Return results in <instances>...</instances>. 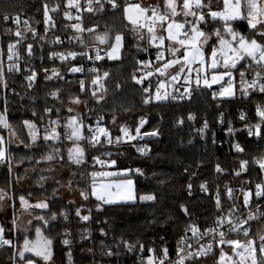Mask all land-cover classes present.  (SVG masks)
Instances as JSON below:
<instances>
[{
  "label": "trees",
  "instance_id": "1",
  "mask_svg": "<svg viewBox=\"0 0 264 264\" xmlns=\"http://www.w3.org/2000/svg\"><path fill=\"white\" fill-rule=\"evenodd\" d=\"M130 0H117L118 5H126ZM211 0L212 8L220 6L221 2ZM104 5L102 11H97L99 4L93 0V11L89 12L86 8L84 18L87 26L93 28L90 33V40H96L97 36L108 33L109 38H113L117 32L124 35V47L122 55L119 59L98 62L96 68L100 74L109 72V77L104 80L107 92L105 101H94L87 90L81 92L78 83L81 77L78 73L70 72L68 69L80 62V59L74 61L62 62L59 58H49V54L59 50L67 45H58L50 42V38H45V17L43 5L46 3L50 10V16L55 20V28L48 36L56 35L69 31V18L64 16V12L69 8L67 0H0V16L8 14L11 17L19 15L21 23L19 30L26 37L22 42L14 48V52L18 51L20 55V63L22 67L30 64L37 73V79L32 88L27 87V82L19 73H9L7 65L10 63L7 59V45L15 44L16 37L14 35L17 25L13 21L5 22L0 19V49L3 54L0 59L3 60L5 66V79L8 88L0 87V111H3V101L7 96V118L12 128L16 131L19 139L25 143H30L27 136V128L22 125L23 120L33 121L42 135V129L47 125L50 119L59 118L61 125L60 133L64 135L65 129L63 124L65 119L70 115L81 113L68 111L73 105V98L79 97L81 103L89 105L94 114L102 116L106 126L113 130L115 136L119 135L118 127L127 126L134 130L138 124L140 117H145L147 123L141 130H151L155 123L160 124V135L150 141V154L141 155L132 145H115L112 147H90L88 143L81 140L86 154V163L83 165H75L68 160L67 150L71 147L72 141L65 138L60 141L49 140L47 143L37 142L31 149L25 148L23 144H13L10 148L12 155L11 166L16 167L15 172L9 171L7 163H0V189L6 193L4 198L0 200V222L5 228L4 238H13L14 226L10 219V214L3 209L4 201L9 199L14 204V211H18L21 207L19 197L24 196L25 199L32 203L46 200L49 203L51 212L57 214L65 212L68 216L64 220L62 216L55 222L54 227L49 230L38 222L34 217L44 215L46 218L50 215L49 209H38L32 207L30 213L33 217L31 222L32 232L28 235L30 239L35 237V227L42 228L43 235L53 240L52 260L49 263L41 264H86L94 261H108L110 264H132L136 263L139 252H126L122 247L115 248V243L123 236L125 240L135 242L139 239L144 243L145 248H156V255H160L159 249L167 247L169 253L175 248V243L185 231V227L189 224H196L200 227H207L212 224L213 219L220 213L215 207V192L219 188L222 195V205L228 207L230 201H226L223 194L225 185L236 186L242 185L244 189L254 186V183L260 182L258 165L250 164L248 172L241 173L239 177L234 175V171L239 168V160L248 159L259 156L264 153V142L260 141L258 136H247L245 124H255L258 117L255 113L256 105L264 104V94H250L238 98L236 94L240 91V87L235 88L234 97H217L213 99L212 93L219 92L218 87L201 88L194 91L192 99L182 101L166 100L163 102H151L147 105L142 103L144 87L146 84H137L132 79L135 73L139 75L140 71H136L139 67L138 60L145 56V52L138 50L145 47L144 41H138L134 37L126 36L127 30L136 28L133 26L123 13L122 7L113 10L107 3V0H100ZM59 3L60 8L57 11H51L55 5ZM208 3V0H204ZM192 19V17H188ZM27 21V25H25ZM205 32H209L214 28H221L223 33L222 22L212 21L205 27L201 24ZM232 27L239 33L251 38V33L246 21L233 22ZM11 29V32L6 31ZM32 29H35L37 36L33 37ZM135 34V32H131ZM156 34L161 35L159 23L156 26ZM47 35V34H46ZM166 35V33H165ZM40 37H44L43 40ZM258 39V37H257ZM97 41H99L97 39ZM31 43L33 45V56L31 59L27 56L26 46ZM170 42L165 40V47ZM211 43H217L215 40ZM107 44V43H106ZM42 45V47H41ZM209 52L208 45H203ZM166 57L168 52L165 51ZM43 57V59H41ZM56 68L62 79L53 77L51 80L44 79L43 69H48V75H51V69ZM29 74L25 72V75ZM94 78V74L90 75ZM121 87L118 89L116 85ZM94 86L90 88V93ZM15 90L16 95L12 90ZM60 89L59 100L48 95L51 91ZM153 92V88L151 89ZM34 98V99H33ZM87 101V104L84 103ZM62 102V103H61ZM45 107L59 108V117L53 114L51 117L43 113ZM128 109V111H125ZM35 111L36 116H33ZM246 114V120L240 119V113ZM189 113L195 115V120L189 121L187 116ZM223 113V125L220 122V114ZM115 114L116 121L113 123L112 115ZM44 115L41 120L38 117ZM163 117V119H161ZM179 118H184L183 125L177 123ZM207 120L209 128L203 135L198 133V129L203 126ZM234 122L237 129L235 134L224 133V129L230 128V123ZM0 134L6 139L8 130L0 127ZM234 135V136H232ZM238 141L245 151L237 154L235 148L232 147L227 138ZM222 140L220 143L219 141ZM52 149H60V154L64 159H56L54 161H39L41 155L48 154ZM105 152H111L110 157L103 155ZM92 156L104 157L108 160H116L115 169H136L142 170V175L132 173L128 175H117L116 177L133 178L135 184L136 196L144 194H153L157 197L156 201H141L136 199L133 202L113 203L103 205L100 211L96 210L95 197L89 196L88 200H81L69 204L62 196L57 194L59 184L56 181L48 179L51 175V168L58 165L61 168L68 169L74 175L72 186L77 187L80 191H87L93 177V171H99L107 167H99L98 165L87 164ZM21 157H32L31 160L25 159L23 163H17ZM39 161V162H38ZM219 164L224 172L216 171V165ZM35 169V171L33 170ZM187 169V172L185 171ZM30 171L33 177L34 186L24 189L20 186L21 182ZM83 173V175H81ZM195 173V175H191ZM44 176L45 180L41 181L40 177ZM253 181V184L244 183L245 181ZM202 182L207 183L208 191L206 193L199 191V185ZM188 183L192 184V195L186 192ZM55 189V193L54 190ZM180 205H184L189 209L190 215H184L180 209ZM81 208V216L91 209L93 218L89 221H83L76 215L75 209ZM264 211V205L263 209ZM16 214V213H14ZM172 217V219H169ZM155 220V223L152 221ZM107 221V223H104ZM260 225L264 226V217H260ZM103 227L108 233L104 236L99 232ZM65 229L69 235L65 237ZM11 230V231H9ZM87 230V231H85ZM88 232L91 236L88 237ZM84 234L85 239H81ZM256 236L257 231L253 232ZM23 237L21 234L17 236V251L23 247ZM115 237V240L113 239ZM163 237V241L160 240ZM68 238L71 245L65 246L61 243L62 239ZM101 240L104 241L103 245ZM154 241V243H152ZM112 247L113 251H120L119 257H107L101 255L102 250ZM88 249H92L91 252ZM13 246H0V264H11V257L17 254ZM69 251L71 257L69 258ZM147 254V252H145ZM29 256V255H27ZM217 254L211 258H203V264H216ZM16 264L19 262L17 256Z\"/></svg>",
  "mask_w": 264,
  "mask_h": 264
},
{
  "label": "snow or ice",
  "instance_id": "2",
  "mask_svg": "<svg viewBox=\"0 0 264 264\" xmlns=\"http://www.w3.org/2000/svg\"><path fill=\"white\" fill-rule=\"evenodd\" d=\"M99 4L97 11H102L104 9L103 3L100 0H95ZM222 3L221 10H213L211 0L208 3H204V0H159L155 5L141 6L140 3H127L126 5H118L117 0H107L111 9L117 10L122 7L123 13L133 25H138L134 28V32L137 33V40L141 41L144 39L141 33V28H146L148 33V44L149 46H156L155 60L159 62L158 66L154 68V71H145L152 64L149 60H138L137 64L142 66L136 69L142 74L137 77L135 73L132 75V79L136 81L137 84H144L148 77H152L154 74L157 76V82L155 84V91L153 92L151 81L148 82V87H144L142 103L147 105L153 101L163 102L176 99H185L189 101L192 99L194 91L202 87L211 89L213 85L224 81L227 77V86H221L219 92H213L212 97L216 99L217 97H234L236 88V78L234 72L239 74V86L242 96H250V94H264V0H220ZM88 11H93V0H87ZM69 7L80 8L79 0H67ZM44 17L45 23H51L55 26V21L49 16V8L45 3ZM60 8V4L57 3L51 11H57ZM179 9V11H178ZM195 9V10H194ZM151 15H146L147 13ZM183 16V22L179 21V17ZM64 16L72 19L68 11L64 12ZM192 17V19H188ZM142 18L146 20V23H141ZM5 22L14 20L17 25V29L14 33L17 38L15 44L9 43L7 45V59L10 63L7 65V71L9 73H19L23 76V79L27 82V87L32 88L36 79L37 73L35 69L30 65L25 67L21 66L20 55L18 51L14 52V48L19 45L23 39L26 37L19 30V25L21 23L19 15L11 17L8 14H3L0 16ZM79 19V17H77ZM222 22L223 33L221 28H214L209 32H205L201 27L203 24L205 27L212 21ZM246 21L249 28L251 38L245 36L242 33L236 31L232 24L233 22ZM159 22V28L161 35L156 34V26ZM27 25V21L24 22ZM71 27L76 29L77 32L87 31L92 33L93 28L85 29L82 23L72 24ZM6 31L11 32V29H6ZM47 31V28L45 29ZM33 37L37 35L35 29H32ZM166 33V35H165ZM225 35L229 38L226 39ZM183 37V38H181ZM258 37V39H257ZM101 43H107L108 47L105 49L104 55L109 60L119 59V54L121 49L124 47V35L121 32H117L113 38H109L108 33L96 37ZM202 38V40H201ZM41 40L44 37H40ZM173 43H169L165 47V40ZM72 40L78 41L83 44V37L76 35L69 37V43ZM215 40L217 43H211ZM158 42V43H157ZM51 43H63L60 37L57 36L55 40ZM208 45L209 54L206 55L203 45ZM175 45V46H174ZM42 47V45H41ZM138 50L143 52H148V47L140 49L139 44L137 45ZM165 51L168 52V57L165 56ZM100 48H96L94 56L88 55L87 52L77 53L75 51L64 52H51L49 58H59L62 62H69L70 59L74 60L77 56L85 58L87 60L100 61L103 57L100 54ZM26 53L29 59L33 56V45L31 43L26 46ZM3 54V49H0V55ZM43 59V57H41ZM250 60V63H242L243 61ZM196 65V67H193ZM73 73H83L85 69L83 66L76 67L73 66L68 69ZM44 79L51 80L53 77L62 79L59 76L58 70L56 68L51 69V75H48L49 70L43 69ZM89 72L94 74V78L90 81L91 85L94 86L90 95L94 101H105V94L107 89L105 88L104 80L109 77V72L105 71L100 74L99 69L93 67L88 69ZM25 72L29 74L25 75ZM252 73L251 80H247L246 76ZM195 73V77H193ZM183 80V93H180L179 88H176L174 92H169L168 87L170 85H176ZM81 92L85 91V81L79 80ZM0 87L7 89L9 86L7 80L5 79V66L3 60L0 59ZM119 89L121 86L116 85ZM14 94L15 90H12ZM60 89H55L51 91L48 95L59 100ZM34 99V98H33ZM73 103H80L79 97H75L72 100ZM62 103V102H61ZM87 104V101H84ZM3 111H0V127L2 129L8 130V138L3 134H0V163H7L9 171H11L12 155L10 152L11 146L15 143L17 146L23 144L25 148L31 149L32 146L36 145L37 142L47 143L50 139L54 141H60V132L57 131V127L60 126V120H52L49 118L47 125L44 129L43 136L40 135L39 129L36 124L31 120H23L22 125L27 128V136L30 143H25L24 140L19 139L16 131L12 128L11 124L7 118V96L5 95L3 101ZM69 112L72 111L71 108L68 109ZM92 111V109H89ZM128 111V109H125ZM59 108H55V113L53 112V107H45L43 113L51 117L53 114L59 117ZM256 116L258 121L255 124H245V129L247 136H258L260 141L264 142V105L257 104L255 108ZM79 115V114H78ZM33 116H36L35 111H33ZM43 120L44 115L38 117ZM195 115L189 113L187 119L189 121L195 120ZM246 114L241 112L240 119L242 121L246 120ZM163 119V117H161ZM97 123L95 128L92 125H85L84 118L82 115L70 116L67 121L63 124L65 129L64 136L67 140L73 142V146L67 150L68 160L75 165H83L86 163L85 150L80 146L81 140H87L90 147L95 148L97 145L104 147L105 145H120L122 143L128 144L135 141L137 137L141 136H159L160 131L158 128L153 129L151 132H141V128L148 122L145 117H140L138 124L134 128L135 135L132 134L127 126H119L118 131L122 135H118L115 138L111 136L110 131L106 127L101 126L103 120L102 116H97ZM112 121L115 123L116 116L112 115ZM220 122L223 123V113L220 114ZM177 123L183 125L184 118H179ZM230 123V122H229ZM209 128L208 121L205 120L203 126L198 129V133L203 135L205 131ZM87 129L89 135L85 137L83 131ZM230 134L234 133V130L230 127L228 129ZM101 136L105 139L102 141ZM15 137V140L13 139ZM135 150L141 155L150 154L151 149L147 145L135 146ZM235 148L237 154H241L245 151L244 147L241 146L239 142L232 144ZM103 155L110 157L111 152H105ZM31 160L32 157H21L17 163H23L24 160ZM56 159L63 160V155L60 154V149H52L48 154L41 155L39 161H54ZM91 159L94 163L104 164H116V160H101L98 156H92ZM38 161V162H39ZM250 164L258 165L259 174L261 176L260 182L254 183L253 187H250L245 191L244 188L240 189L242 194V203L239 208L235 203L228 209L227 214L224 213V208L221 204L220 190L217 188L215 192V207L221 213L217 215L213 221L212 226L201 228L196 224H189L185 227V236H182L176 244L175 248V259L169 257V249L167 247H161L159 249L160 255L157 256L156 248H145L143 242L137 239L135 242L125 240L121 236L118 242L115 243V248L120 249L121 247L128 253L139 252L140 259L139 264H203L201 257H206L210 252H213V248H218V259L216 264H264V234L258 233L255 238H249L251 236V225L250 221L257 220L260 217H264V211H261V205L264 203V153L259 156L252 157L251 160L241 159L239 160V168L234 171V175L239 177L241 173H247ZM35 171V169H33ZM187 172V169H185ZM216 171L224 172L225 170L220 167L219 164L216 165ZM132 173L143 174L142 170L136 169H123L119 174L121 176L128 175ZM83 175V173L81 174ZM93 181L89 186L87 191L81 190L80 196L84 200H88L89 196L95 197L96 210L100 211L103 205L113 204L116 201H133L139 199L141 201H153L155 202L157 197L153 194H144L139 197L136 196L134 190V182L132 179H121L113 178L108 183H96V177H116V173L112 172H97L93 171L91 174ZM191 175H195L192 173ZM40 180H45L44 176L40 177ZM244 183L253 184V181H245ZM55 193V189L53 190ZM199 191L206 193L208 191L207 183L202 182L199 185ZM186 192L189 196L192 195V184L188 183L186 186ZM225 194L229 200H234L233 189L225 185ZM6 193L0 189V200L4 198ZM19 202L22 207L29 208L32 207L28 200L24 196L19 197ZM69 204L74 203L69 201ZM255 204L257 210L256 213L251 211V206ZM14 207V204H13ZM180 209L184 215H190L189 209L180 205ZM34 208L38 209H49L50 215L46 218L44 215L34 217L38 222H42V225L51 230L54 227L55 222L60 216L64 220L68 219L65 212L59 214L51 212L49 208V203L46 200H41L35 204ZM249 209L248 214L244 215L241 209ZM89 215L81 216V208H76L75 212L78 217L83 221H89L91 216V209L88 210ZM237 213H240L237 215ZM172 219V217H169ZM15 216L12 220V224L15 227ZM31 223V221H29ZM107 223V221H104ZM155 223V220L152 221ZM227 226V232L224 230ZM11 231V230H9ZM87 231V230H85ZM5 228L0 224V246L13 245L11 239L4 238ZM27 232V230H25ZM99 232L104 236L108 233L105 229L101 227ZM191 232V237L187 236V233ZM228 232H234L245 237L244 240L241 239H231L226 238ZM88 237L91 236V232H88ZM65 237L69 235L68 230L65 229ZM35 240H30L28 235L23 237V247L18 248L17 254L11 257L13 264H15L17 256L19 258L20 264H37V259L39 258L43 262H50L52 260V245L53 240L44 236L42 228L35 227ZM205 237L208 238L206 243H200ZM84 234L81 235V239H85ZM115 240V237L113 238ZM163 237L160 240L163 241ZM189 240L195 242L196 247L188 243ZM258 241V242H257ZM61 243L65 246L71 245V241L68 238L62 239ZM104 241L101 240L103 245ZM154 243V241L152 242ZM231 249L230 252L225 251V247ZM89 252L92 249H88ZM150 253L145 256L144 253ZM26 253H33L32 257L26 255ZM120 251H113L112 247H107L102 250L101 255L107 257H119ZM69 258L71 257V252L68 253Z\"/></svg>",
  "mask_w": 264,
  "mask_h": 264
},
{
  "label": "built area",
  "instance_id": "3",
  "mask_svg": "<svg viewBox=\"0 0 264 264\" xmlns=\"http://www.w3.org/2000/svg\"><path fill=\"white\" fill-rule=\"evenodd\" d=\"M130 1H134V2H136V3L139 2L142 6L155 5L156 3H158V1H154V0H130ZM79 4H80V8H79V9H77V8H75V7H69L68 9H66V11H68V12L70 13L71 17H72V19H69V22H68V26H69V31H68V32H63V33H59V34H56V35L48 36L49 33L52 31V28H53V27L55 28V26H53L51 23H49V24H47L46 27H45V29L47 28V31H45V33H46L47 35L45 34L44 36H45V38H48V37H49V38H50V42L53 41V40H55V38H56L57 36H59L60 39H61V41H63V43H56V44H58V45H59V44H60V45H67V46H65V47H63V48H61V49H59V50L54 51V52H64V53H67V52H69V51H75V52H77V53H80V52H87L88 55H92V56H94L96 48H100V50H101L100 54H101V56L103 57V59L100 60V61L87 60V59L82 58V57H80V56H77V57L74 59V60H76V59H78V58L80 59V62H79L78 64L75 65L76 67L83 66V68L85 69V71H84L83 73H78V74L80 75L81 80H84V81H85V90H87L88 95H89V94H90V88L92 87V85H91V83H90V81L92 80V79L90 78V75H91L92 73L89 72L88 69L93 68V67L96 68V64H97L98 62L108 61V60H109V59L104 55L105 49L108 47V45H107L106 43H101L100 41H97V39L94 40V41H93V40L91 41L90 38H89V36H90V33H89V32H87V31H84V32H77L76 29H73V28L71 27L72 24H75V23H82L83 28H85V29H88V28H89V27L87 26V23H85V22H86V19L84 18V15H83V14H84V11L86 10V8H88L87 0H79ZM50 14H51V13H50V11H49V16H50ZM146 15H151V13L149 12V13H147ZM77 17H79V19H77ZM52 20L55 21L53 18H52ZM11 21L15 22L14 20H11ZM11 21H10V22H11ZM20 21H21V20H20ZM8 22H9V21H8ZM146 22H147V21L144 20V19L141 20V23H146ZM158 23H159V22H158ZM158 23H157V25H158ZM133 30H134V29L127 30V32H126V36L136 38V37H137V33H135V34H131V32H132ZM140 31H141V33H142L143 36H144V39L141 40V41H144V43H145V47H148V49H149L148 52H145V56H144L141 60H149V59H150V60L152 61V64L149 66V68L145 69V71H154V68H155L156 66H158V64H159V62L155 60L156 46H155V45H151V46H149V44H148V39H149V37H148V33H147V29H146V28H141ZM133 32H134V31H133ZM76 35H79V36H82V37H83V41H84L83 44H80V43H79L78 41H76V40H72V42L69 43V37H73V36H76ZM157 35H158V34H157ZM36 36H37V35H36ZM158 36H159V35H158ZM181 38H183V37H181ZM225 38L228 39L229 37H228L227 35H225ZM136 39H137V38H136ZM201 40H202V38H201ZM0 43H1V39H0ZM157 43H158V42H157ZM165 56H166V53H165ZM74 60H71V59H70V61H74ZM110 61H111V60H110ZM250 62H251V61L248 60V61H243L242 63L247 64V63H250ZM141 74H142V73L140 72L139 75H138L137 77H139ZM234 76H235V78H236V88H238V87H240V86H239V74L234 72ZM193 77H195V76H193ZM251 78H252V73L249 72V74L246 76V79H247V80H251ZM181 80H182V79H181ZM181 80H180V82H179L178 84H176V85H174V86H173V85H170V86L168 87V91H169V92H174L176 88H179L180 93H183V90H184V89H183V87H182L181 85H182L184 82L181 81ZM149 81H151L152 88H153V90L155 91V84H156V82H157V76L154 74L152 77H148V78L145 80V83H144V84H146V85L148 86V82H149ZM226 81H227V80H226ZM202 88H203V87H202ZM200 89H201V88H200ZM236 96H237L238 98L243 97V96L241 95V92H240V91H238V93L236 94ZM169 100H172V99L170 98ZM183 100H188V99H187V98H185V99H176V100H172V101H174V102H176V101H182V102H183ZM263 105H264V104H263ZM83 107H84V108L81 110V113H80L79 115H82V116H83V118H84V121H83L84 124H85V125H92L93 128H95L96 123H97V120H96L97 115L94 114L93 111H89V109H91V107H90L89 105H86V106H83ZM79 115H78V119H79ZM222 125H223V123H222ZM101 126H102V127H106V128L110 131L111 136H112L113 138L116 137L115 134L113 133V130L109 129V128L106 126V124H105L104 121L101 122ZM229 126H230L233 130H236V129H237V126H236V124H235L234 122H231ZM156 128L159 129V128H160V124L155 123L153 129H156ZM129 129H130V128H129ZM153 129H151V130H141V132H142V133H143V132H151ZM130 130H131V129H130ZM224 133H227V135H228V134L230 135L228 129H224ZM132 134L135 135L134 130H132ZM233 134H235V132H234ZM83 135H84L85 137H87V136L89 135V132H88L87 129H85V130L83 131ZM119 135H122V133L119 132ZM232 136H234V135H232ZM156 137H157V136H141V137H137V139H136L135 141H132V142H130V143H128V144H125V143H122V144H125V145H135V146H137V147H139V146H143V145H147L148 148H150V141H151V140H154ZM104 139H105V138H104L103 136H101V140L103 141ZM83 141H85L86 143H88L87 140H83ZM219 142L221 143L222 140H220ZM227 142H230L231 144H234V143H236V142H238V141L232 140L231 137L228 136V138H227ZM88 144H89V143H88ZM112 146H115V144H114V145H105V146L102 147V148H105V147H112ZM98 147H100V146L97 145L95 148H98ZM100 159H101V160H107V161H110V160H108V159H106V158H104V157H101ZM87 164L98 165L99 167H107V165H108V164L101 165V164H99V163H94L92 159H89ZM116 174H117V175L120 174V171H117ZM228 187H230V188L233 189V196L235 197V199H234V200H229V199L227 198V196H226V194H225V187H224V189H223L224 198H225L226 201H230V204H229L228 207H224V206L222 205V207L224 208V213H223V214H225V215L227 214L228 209L232 206L233 203H235L236 206L239 208L240 204L242 203V199H243L242 194H241V192H240V189L243 188L242 185H236V186H230V185H229ZM245 191H247V189H245ZM220 196H221V204H222V195H221V193H220ZM263 205H264V203H262V205H261V209H260V210L263 209ZM241 211L243 212L244 215H247L249 209L245 208V209H241ZM251 211H252L253 213H256L257 215H259V213H257V210H256V208H255V204H254V203H253V205L251 206ZM220 214H221V213H219L218 215H220ZM239 214H240V213H237V215H239ZM84 215H89V211H88L87 213H85ZM90 216H91L90 219H92V218H93L92 211H91V213H90ZM0 224H2V223L0 222ZM15 225H16V224H15ZM250 225H251V236H250V237H253V236H254V234H253L254 231H257V234H258L259 231H260V229L263 231L262 234H264V226L261 227V225H260V218L257 219V220H252V221H250ZM210 226H212V224H211ZM210 226H207V227H210ZM199 227H200V226H199ZM207 227H200V228H201V230H203L204 228H207ZM224 230L227 232V226H225ZM257 234H256V236H257ZM191 235H192L191 232H188V233H187V236L191 237ZM182 236H185V233H184ZM182 236H181V237H182ZM256 236H255V237H256ZM181 237H179V238L177 239V241H178ZM250 237H249V238H250ZM226 238H231V239H236V238H239V239H245V237H244L242 234L239 235V236H237V234L234 233V232H228ZM207 240H208V238L205 237V239L202 240V241H200V243H206ZM12 241H13V245H12V246H13V248H14V251L16 252L18 246H17V236H16L15 232L13 233ZM177 241H176V243H175V248H176ZM188 243L192 244V245H193V248L196 247V244H195L194 241L189 240ZM224 247H226V246H224ZM175 248H174V250H175ZM174 250H173L171 253H169V257H170L171 259H175V251H174ZM217 251H218V248H217V247H214V248H213V252H210L206 257H201V259L203 260V258H204V259H206V258H207V259H208V258H211V257H213V256H215V255L217 254ZM149 254H150V253H147V254L144 253L145 256H147V255H149ZM139 259H140V255L137 257V259H136V263H132V264H139ZM16 262H17V261H16ZM16 262H15V264H16ZM45 263H49V262H45ZM11 264H13V260L11 261ZM86 264H110V263H109L108 261H102V260H100V261H94L93 263H86Z\"/></svg>",
  "mask_w": 264,
  "mask_h": 264
},
{
  "label": "rangeland",
  "instance_id": "4",
  "mask_svg": "<svg viewBox=\"0 0 264 264\" xmlns=\"http://www.w3.org/2000/svg\"><path fill=\"white\" fill-rule=\"evenodd\" d=\"M217 2H219V0ZM128 3H136V2L129 1ZM137 3H139V2H137ZM221 9H222V3L220 4V6L218 5V7H213V10H221ZM178 11H179V9H178ZM179 21L183 22L180 19H179ZM133 26L138 27V25H133ZM203 48H204V51H205L206 55H208L209 52L205 49V47H203ZM122 50H123V48L120 51L119 58L122 55ZM193 67H196V65H194ZM192 75L195 76V73H193ZM226 80H227V77H225L224 81H221V82L213 85L212 87H218L219 86V91H220L222 85L225 86V87L227 86ZM181 81H183V80H181ZM203 88H206V87H203ZM83 106L84 105L81 102L78 103V104L77 103H73L71 109L74 112L78 113L84 108ZM70 116H76V115H70ZM70 116H68L65 119L64 122H66L67 119ZM60 125H61V123H60ZM44 129L45 128L42 129V135L44 134ZM57 131L60 132L59 126L57 127ZM8 135H9V133H8ZM63 138H65V136L61 134L60 140L63 139ZM13 139L15 140V137H13ZM79 143H80V146L84 149V146L81 144V142H79ZM72 146H73V143H72L71 147ZM85 156H86V154H85ZM113 167H115V165H112V164L108 163L107 168H103V169L99 170L98 172H112V173H116L117 171H119V170H117V169H115ZM11 170L13 172H15L16 167L14 168V166H11ZM28 172H30V171H28ZM28 172H27L26 177L21 182H19L20 186L22 188H24V189H29L30 187L34 186V184H35L34 181L32 180L33 177H32L31 172H30L29 175H28ZM121 172H122V170H120V173ZM73 177H74V175H72V172L70 170L65 169V168H61L58 165H54L51 168V175H50V177H48V179L51 180V181H56L59 184V187L57 189V194L62 196V198H64L66 201L79 202V201L82 200V197L80 196V190L77 187L73 188V186H72ZM113 178L132 179L133 180V178H130V177H96L95 180H96V183L99 184V183H102V182L103 183H108ZM92 181H93V179H92ZM92 181L90 182V185H91ZM133 182H134V180H133ZM134 189H135V184H134ZM133 201H135V200H133ZM133 201H116L115 203L116 204L117 203H121V202H130L131 203ZM28 202H29V204L31 203L30 201H28ZM31 206L33 207V204ZM32 207H29L27 209L24 208V207H20L21 210L19 211V209H18V211L15 212L12 202H10L9 199L4 201L3 209H4L5 212L10 214L11 221L13 220V218L15 216V222H16L15 224L16 225L14 227L13 233L15 232L16 236H18L19 234H21L22 236H24L26 234L29 235L32 232L31 223H29V221L33 222V217H32V214L30 213ZM19 212H20V214H19ZM14 213H16V214H14ZM25 230H27V232H25ZM259 233L262 234L263 231L260 229ZM250 238H255V236L250 237ZM241 240H244V239H241ZM225 251L230 252L231 249L226 246L225 247ZM29 257H32V255H29ZM41 263H43V261H41L38 258L37 259V264H41ZM17 264H20V262H18Z\"/></svg>",
  "mask_w": 264,
  "mask_h": 264
},
{
  "label": "crops",
  "instance_id": "5",
  "mask_svg": "<svg viewBox=\"0 0 264 264\" xmlns=\"http://www.w3.org/2000/svg\"><path fill=\"white\" fill-rule=\"evenodd\" d=\"M154 1H158L159 2V0H154ZM195 10V9H194ZM179 19L180 20H182L183 21V19H184V17L181 15L180 17H179ZM170 42V41H169ZM170 43H173L174 44V42H170ZM175 46V45H174ZM30 174V172H28V175ZM27 200V199H26ZM82 200H83V197H82ZM29 201V200H28ZM38 203V202H37ZM31 205L33 204V206L36 204V203H30ZM22 207V206H21ZM21 209L19 208V211H20ZM19 214H20V212H19Z\"/></svg>",
  "mask_w": 264,
  "mask_h": 264
},
{
  "label": "water",
  "instance_id": "6",
  "mask_svg": "<svg viewBox=\"0 0 264 264\" xmlns=\"http://www.w3.org/2000/svg\"><path fill=\"white\" fill-rule=\"evenodd\" d=\"M35 238H36V237H35ZM29 239H30V238H29ZM30 240H31V239H30ZM29 254L32 255V256L34 255L33 253H26V255H29Z\"/></svg>",
  "mask_w": 264,
  "mask_h": 264
},
{
  "label": "flooded vegetation",
  "instance_id": "7",
  "mask_svg": "<svg viewBox=\"0 0 264 264\" xmlns=\"http://www.w3.org/2000/svg\"><path fill=\"white\" fill-rule=\"evenodd\" d=\"M31 240H35V237H33V239H31ZM30 255V254H29Z\"/></svg>",
  "mask_w": 264,
  "mask_h": 264
}]
</instances>
